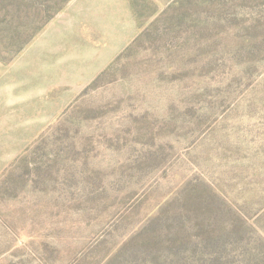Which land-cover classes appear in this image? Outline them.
<instances>
[{"label": "rangeland", "instance_id": "1", "mask_svg": "<svg viewBox=\"0 0 264 264\" xmlns=\"http://www.w3.org/2000/svg\"><path fill=\"white\" fill-rule=\"evenodd\" d=\"M70 1L0 0V83L51 99L0 171V264H264V0H131L119 52L51 23Z\"/></svg>", "mask_w": 264, "mask_h": 264}, {"label": "crops", "instance_id": "2", "mask_svg": "<svg viewBox=\"0 0 264 264\" xmlns=\"http://www.w3.org/2000/svg\"><path fill=\"white\" fill-rule=\"evenodd\" d=\"M68 13L72 19L77 21V24H83V21L85 24L96 25L99 23L106 27H115L117 24H123L124 28L127 29L126 31L124 30L123 38L120 40L119 44L121 46H115L117 44L114 43L111 44L114 45L111 50L116 52L125 48L140 32L131 0H71L65 10L57 18H53L51 23L56 20L60 21ZM95 20H98V23ZM110 31H112L111 28L107 32L112 34ZM54 43L58 46L49 52L47 72L60 76L62 72L65 73L67 71L64 62L65 58L62 55L64 46L62 45V40L54 41ZM113 57L112 53L109 59ZM105 63L101 66L105 65ZM38 71H41V69H38ZM43 72L47 73L46 70ZM55 83L60 84L59 82ZM47 92L46 89L41 88L37 91L35 84H30V82L0 83V171L15 158L30 139L36 136V104L37 100L41 104L45 96L47 98ZM46 100H48L47 104L51 105L49 96ZM11 131L14 133V139H11Z\"/></svg>", "mask_w": 264, "mask_h": 264}, {"label": "trees", "instance_id": "3", "mask_svg": "<svg viewBox=\"0 0 264 264\" xmlns=\"http://www.w3.org/2000/svg\"><path fill=\"white\" fill-rule=\"evenodd\" d=\"M45 23H46V22H45ZM40 28H41V27H40ZM40 28H39V29H40ZM37 31H38V30H36L35 32H37ZM138 35H139V34H138ZM138 35H137V36H138ZM131 42H132V41H131Z\"/></svg>", "mask_w": 264, "mask_h": 264}]
</instances>
